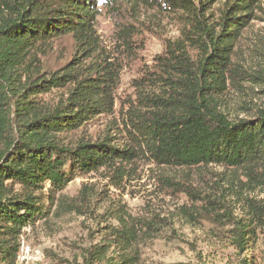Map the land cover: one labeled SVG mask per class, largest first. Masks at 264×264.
<instances>
[{
	"label": "trees",
	"instance_id": "1",
	"mask_svg": "<svg viewBox=\"0 0 264 264\" xmlns=\"http://www.w3.org/2000/svg\"><path fill=\"white\" fill-rule=\"evenodd\" d=\"M136 1L177 12L185 20L181 38L168 42L150 76L138 82L137 87L155 91L143 99L147 111L133 107L130 146L110 137H73L115 106L121 68L108 61L96 29L100 8L115 2H0V264L17 263L24 228L47 217L69 181L131 161L142 146L168 167L216 164L249 174L264 167V110L253 118L232 119L223 107L228 82L234 84L237 77L235 45L262 0L229 1L218 19L207 15L217 0ZM117 26V40L132 47L126 25ZM59 45L66 61H43L40 56ZM68 85L72 89L64 100L46 102L44 96L53 89ZM202 202L195 215L211 223L226 218L236 226L235 246L247 249L252 223L234 219L224 201ZM251 205L254 217L264 223V207L254 200ZM110 245H97L75 264H134L131 258L109 260Z\"/></svg>",
	"mask_w": 264,
	"mask_h": 264
},
{
	"label": "rangeland",
	"instance_id": "2",
	"mask_svg": "<svg viewBox=\"0 0 264 264\" xmlns=\"http://www.w3.org/2000/svg\"><path fill=\"white\" fill-rule=\"evenodd\" d=\"M113 1L112 7L100 8L96 29L108 61L121 68L115 106L73 137L93 141L110 137L115 144L130 146L133 141L127 130H133L129 123L131 113L135 114L133 107L147 111L143 99L155 91L146 85L137 87L138 82L150 76L155 57L164 54L168 42L181 38L185 19L177 12L136 5V0ZM229 1L233 0H217L207 15L218 19ZM256 15L232 55L237 77L234 84L228 82L223 104L232 119L253 118L264 110V0ZM117 23L126 25L132 47L117 40ZM65 56L66 50L59 45L40 57L45 62L64 63ZM70 89L71 85L55 88L44 99L57 104ZM142 150L131 161L104 166L69 181L47 217L24 228L16 264L82 263L88 251L108 242L111 261L264 264V223L254 217L251 205L254 200L264 207V167L251 174L247 169L216 164L168 167L158 164L144 146ZM203 199L224 201L234 219L252 223L247 249L235 246L236 226L227 224L226 218L211 223L195 215Z\"/></svg>",
	"mask_w": 264,
	"mask_h": 264
}]
</instances>
